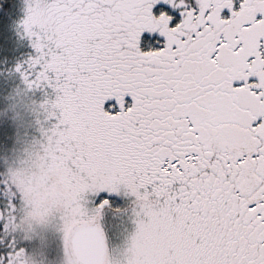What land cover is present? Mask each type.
Returning <instances> with one entry per match:
<instances>
[{"label":"snow or ice","instance_id":"1","mask_svg":"<svg viewBox=\"0 0 264 264\" xmlns=\"http://www.w3.org/2000/svg\"><path fill=\"white\" fill-rule=\"evenodd\" d=\"M19 10L0 264H264V0Z\"/></svg>","mask_w":264,"mask_h":264},{"label":"trees","instance_id":"2","mask_svg":"<svg viewBox=\"0 0 264 264\" xmlns=\"http://www.w3.org/2000/svg\"><path fill=\"white\" fill-rule=\"evenodd\" d=\"M20 0H0V35L9 36L8 25L21 13Z\"/></svg>","mask_w":264,"mask_h":264}]
</instances>
